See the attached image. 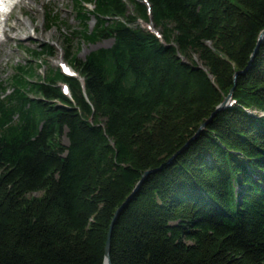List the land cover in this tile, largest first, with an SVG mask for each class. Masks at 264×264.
Segmentation results:
<instances>
[{"label": "trees", "instance_id": "trees-1", "mask_svg": "<svg viewBox=\"0 0 264 264\" xmlns=\"http://www.w3.org/2000/svg\"><path fill=\"white\" fill-rule=\"evenodd\" d=\"M146 2L74 0L82 38L112 39L83 59L66 48L75 76L36 74L48 44L16 65L0 95V264H104L146 170L112 264H264V0Z\"/></svg>", "mask_w": 264, "mask_h": 264}, {"label": "rangeland", "instance_id": "rangeland-1", "mask_svg": "<svg viewBox=\"0 0 264 264\" xmlns=\"http://www.w3.org/2000/svg\"><path fill=\"white\" fill-rule=\"evenodd\" d=\"M73 6L74 0H19L11 7L10 12L4 16H8L6 29L8 30V27H13V25H16L15 28L18 29L17 32L10 31L11 35L15 33L10 39H7L6 35L1 36L0 85L5 89L0 90V95L6 96L10 93L12 89L10 77L18 63L29 61V50L38 49L46 44L52 48V54L44 56L43 60L41 58L31 59L36 74L43 76L49 70L60 68V64L64 62L70 67L72 75H75L74 69L65 57L66 48L69 54L76 53L77 58L83 59L91 50L111 45L112 39L110 38L96 42H88L82 38L78 32L79 25ZM88 9H91L90 5ZM48 13L51 17L54 15L57 18L55 24L47 25L46 15ZM18 19L24 25H17ZM94 26L95 20L91 17L87 20V29L90 31ZM139 26L149 29L147 26L152 25L140 22ZM59 85H64V82H59ZM62 139L66 142L64 136ZM40 194V191L31 193V195Z\"/></svg>", "mask_w": 264, "mask_h": 264}, {"label": "water", "instance_id": "water-1", "mask_svg": "<svg viewBox=\"0 0 264 264\" xmlns=\"http://www.w3.org/2000/svg\"><path fill=\"white\" fill-rule=\"evenodd\" d=\"M264 39V29L261 31L259 37H258V41L257 44L255 46V49L253 51V53L251 54V61L254 57V55L256 54L259 45L262 43ZM241 72V71H240ZM240 72H237L234 76L236 77V75ZM232 91L233 88L230 89V92L227 94V96L224 97L223 101L217 106V110H221L223 109L227 104H229L231 102V98H232ZM230 100V102H229ZM206 123H202L198 129V131L200 129H202L205 126ZM186 146V145H185ZM152 170H146L144 171V173L142 174L141 179L137 182L134 190L131 192V194H129V196L126 198V200L118 207V209L116 210L114 217L112 219V222L110 224V228L107 234V240H106V244H105V251H104V263L106 262L107 264H112L110 261V245H111V235H112V228L113 225L117 219V217L120 215L121 211L123 210L124 207H126V205L128 204L129 200L131 199V197L134 195V193L136 192V190L139 188V186L141 185V183L145 180V178L149 175V173Z\"/></svg>", "mask_w": 264, "mask_h": 264}, {"label": "bare ground", "instance_id": "bare-ground-1", "mask_svg": "<svg viewBox=\"0 0 264 264\" xmlns=\"http://www.w3.org/2000/svg\"><path fill=\"white\" fill-rule=\"evenodd\" d=\"M3 1H5V0H3ZM18 1L19 0H9V4H17L18 3ZM7 19H8V16H6V17H4V15H2L1 14V16H0V44H1V36H3V35H6L7 36V39H10V37H13V35L15 34H13V35H11V33H10V31H14V32H17V29L15 28V26L13 25V27H11V26H9L8 28V30L6 29V21H7ZM17 25L19 24H22V25H24V23H22V21L20 20V19H18L17 20ZM16 36V35H15ZM20 36V35H19ZM104 264H107L106 262L104 263Z\"/></svg>", "mask_w": 264, "mask_h": 264}]
</instances>
